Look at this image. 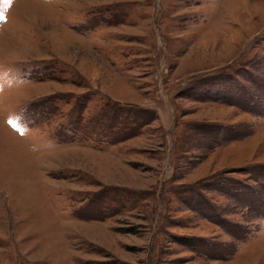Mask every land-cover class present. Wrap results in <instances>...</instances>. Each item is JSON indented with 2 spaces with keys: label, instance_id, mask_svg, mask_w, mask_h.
Instances as JSON below:
<instances>
[{
  "label": "rangeland",
  "instance_id": "374dc122",
  "mask_svg": "<svg viewBox=\"0 0 264 264\" xmlns=\"http://www.w3.org/2000/svg\"><path fill=\"white\" fill-rule=\"evenodd\" d=\"M0 264H264V0H0Z\"/></svg>",
  "mask_w": 264,
  "mask_h": 264
}]
</instances>
